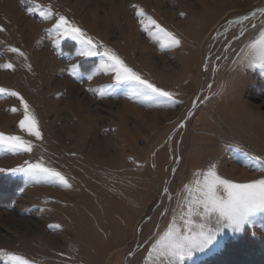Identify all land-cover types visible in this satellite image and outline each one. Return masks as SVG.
Here are the masks:
<instances>
[{"label":"rangeland","instance_id":"rangeland-1","mask_svg":"<svg viewBox=\"0 0 264 264\" xmlns=\"http://www.w3.org/2000/svg\"><path fill=\"white\" fill-rule=\"evenodd\" d=\"M60 16L172 99L117 84L106 57L81 56L58 33ZM0 27V65H13L0 67V132L32 144L0 153V168L39 161L70 185L0 172V264H168L153 245L182 225L199 174L214 165L233 183L264 179V68L246 66L264 0H0ZM161 28L180 44L166 46ZM12 92L40 139L19 127ZM251 219L184 264H264V213Z\"/></svg>","mask_w":264,"mask_h":264},{"label":"snow or ice","instance_id":"snow-or-ice-1","mask_svg":"<svg viewBox=\"0 0 264 264\" xmlns=\"http://www.w3.org/2000/svg\"><path fill=\"white\" fill-rule=\"evenodd\" d=\"M47 19L51 16V11L41 12ZM151 23L155 24L153 20ZM157 27H159L157 25ZM55 28L58 33L71 36L74 40H79L81 56L101 55L107 59L102 63L101 70L114 74L117 84L134 82L140 85L138 94L146 98L154 96L172 99V93L158 88L153 83L143 79L139 74L128 67L124 61L109 49L101 53L93 43L91 37H86L82 30L71 24L64 16H60ZM0 31L3 28L0 27ZM167 37L166 46H176L180 44L172 33L160 29ZM11 52L24 56L17 48H10ZM248 67L264 68V36L250 45ZM3 68H12L11 63L0 65ZM91 79V76H89ZM5 90L0 89V93ZM103 95V93H101ZM12 96L19 97V93L12 92ZM24 108V117L19 121V127L36 139L41 138L36 117L30 113L28 104L19 97ZM16 111L15 108L12 109ZM32 151L30 141L23 139L19 135H6L0 132V153L11 152L25 153ZM10 171L12 174H23L34 177L36 183H59L69 187L68 180L57 170L43 165L42 162L24 164L12 168H0V172ZM202 181L197 180L195 189L189 187L187 191L190 199L188 201L187 212L181 217L182 225H177L175 221L166 232L156 241L153 249L157 258L163 257L168 264H184L186 258H191L194 253L204 252L211 245L218 244L217 236L225 229H231L235 233L242 232L246 225L252 222V217L264 213V179H258L250 183H233L230 180L222 179L216 172L215 166H210L202 174ZM9 260L15 264H29V261L17 256L9 255Z\"/></svg>","mask_w":264,"mask_h":264},{"label":"bare ground","instance_id":"bare-ground-1","mask_svg":"<svg viewBox=\"0 0 264 264\" xmlns=\"http://www.w3.org/2000/svg\"><path fill=\"white\" fill-rule=\"evenodd\" d=\"M93 18L95 19V24L97 25V26H99V28H101V27H103L104 25H103V22L101 21V19H98V18H96V13H93ZM106 26V25H105ZM102 29V28H101ZM103 29H105V27L103 28Z\"/></svg>","mask_w":264,"mask_h":264}]
</instances>
